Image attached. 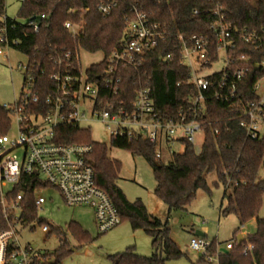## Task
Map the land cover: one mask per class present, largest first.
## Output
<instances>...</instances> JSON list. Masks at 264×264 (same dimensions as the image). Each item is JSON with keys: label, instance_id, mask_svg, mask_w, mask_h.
Instances as JSON below:
<instances>
[{"label": "trees", "instance_id": "obj_1", "mask_svg": "<svg viewBox=\"0 0 264 264\" xmlns=\"http://www.w3.org/2000/svg\"><path fill=\"white\" fill-rule=\"evenodd\" d=\"M100 0H22L17 17L6 15V0H0V37L10 48L28 56L30 60L41 61L51 69L50 57L70 50L73 57L79 50L89 53L101 52L108 55L121 38L128 13L129 3H138L150 20L159 24L166 33L168 45L161 43L146 54L144 63L123 70V86L133 90L140 80L150 78L156 110L162 118L174 116L188 94L189 88L183 83L187 69L177 60L164 62L161 58L171 50L174 39H217L212 29L216 17L211 10L220 7L227 23L249 32H255L263 39L259 49L240 43L236 55L247 54V73L242 83L244 97L255 98L254 85L264 76V69L256 65L264 60V0H125L109 15L98 11ZM44 14L45 17L41 18ZM34 20L38 30L28 23ZM71 22L79 29L72 33L65 27ZM233 39H242L233 35ZM103 62L91 65L89 71L99 70ZM229 108L219 101H211L204 124L205 139L199 150L187 142L184 150L170 156L167 163L155 160L156 145L141 139L127 142L111 139V145L124 148L133 155L144 157L153 168L156 181L154 194L168 208L187 210L197 191L211 192L207 177L215 175L213 186H222L226 203L222 215L234 213L240 224L255 218V231L243 237L238 243L237 234L233 238L232 249L219 253L217 264H264V217L258 213L264 198V180L259 172L264 169V136L250 139L238 119L230 118ZM10 126L9 112L0 104V134H5ZM219 129L215 134L214 130ZM56 140L61 143L91 144L93 151L89 157L95 169L96 184L105 190L117 208L121 222L128 221L132 229H143L151 237L152 253L141 255L135 245L127 246L122 252L107 255L112 264H166L170 259H178L184 253L170 237L168 221L162 222L150 214L140 198L128 200L117 184L121 162L108 156L105 143L91 139L89 128L62 125L56 130ZM26 183V185H25ZM47 184L33 176H23L6 193L8 201L22 193L20 220L23 224L37 221L47 225V236L57 235L59 246L51 255L45 254L43 262L36 264H62L63 259L93 241L81 224L70 221L66 230L39 218L34 205V190ZM230 188V191L227 190ZM8 221L0 205V230L6 229ZM70 232L79 245L71 249L66 237ZM251 244V251L244 253V247ZM210 250L215 251L212 242ZM199 261L204 262L202 255Z\"/></svg>", "mask_w": 264, "mask_h": 264}, {"label": "built area", "instance_id": "obj_2", "mask_svg": "<svg viewBox=\"0 0 264 264\" xmlns=\"http://www.w3.org/2000/svg\"><path fill=\"white\" fill-rule=\"evenodd\" d=\"M125 0H100L98 11L109 15ZM216 17L212 29L217 39H183L179 36L171 44V50L162 56L164 62L177 60L187 69L185 83L188 94L176 114L162 118L156 110L150 78L140 80L131 90L123 86V70L141 66L148 51L161 43L167 46L166 33L158 23L150 20L138 3H129L125 25L117 45L108 54L91 65L103 62L99 70L83 68L80 51L73 57L70 50L51 55V69L41 61L19 62L22 74L21 88L10 103L1 104L9 112L10 121L17 125L14 138L0 134V205L8 221L6 229L0 230V264H36L45 260V253H37L19 241V227H27L20 220L22 193L8 201L7 191L21 182L23 176H33L47 184L34 190V205L41 209L46 198L39 194L42 189H55L62 201L69 206H86L92 209L99 232H105L121 223L116 206L105 190L95 181V169L89 161L93 151L91 144L61 143L56 140V130L62 125L82 127L83 122L103 123L111 139L132 142L136 139L156 145L155 160L170 156L177 146L187 142L195 146V133L201 132L205 139L204 124L211 101H219L229 108L230 118L238 119L250 139L264 136V85L262 79L254 85L255 98L244 97L242 83L247 73V54L236 55L240 43L259 49L263 39L255 32L231 26L226 22L220 7L211 10ZM45 15L42 14L41 18ZM28 23L38 30L34 20ZM65 27L72 33L79 29L71 22ZM242 39H233V35ZM0 46L10 48L1 39ZM0 54H5L0 49ZM222 57L220 70L205 73ZM264 69V60L256 65ZM215 134L219 129L214 130ZM21 150L18 155L15 151ZM10 188L5 191L4 187ZM26 185V183H25ZM48 231V226H42ZM234 240L225 243L229 252ZM189 247L202 251L209 263H217L221 253L210 250L211 243L201 236H193ZM251 244L244 253L251 251Z\"/></svg>", "mask_w": 264, "mask_h": 264}, {"label": "rangeland", "instance_id": "obj_3", "mask_svg": "<svg viewBox=\"0 0 264 264\" xmlns=\"http://www.w3.org/2000/svg\"><path fill=\"white\" fill-rule=\"evenodd\" d=\"M22 0H6V15L17 17ZM0 49L5 54H0V104L10 103L21 88L22 74L17 69L19 62H25L26 56L12 48ZM101 52L89 53L80 51V60L83 68L89 67L101 59ZM223 66L222 57L213 63L212 68L205 73L218 71ZM264 85V78L262 79ZM82 127H88L93 141L105 143L108 146V156L121 162V169L118 175L117 184L122 189L128 200L133 201L140 198L149 213H152L162 222L168 221L170 237L176 242L183 255L178 259H170L166 264H217L199 261L201 252L189 247L193 236H201L209 243L215 244L218 251L226 253L225 243L232 240L236 234H243L247 237L255 231V221H247L240 228L237 216L234 213L221 214V209L226 203L223 198L224 189L222 186H213L215 175L207 177L211 192L198 190L195 198L187 210H173L168 214L167 205L154 194L156 185L153 176L152 165L142 156L133 155L124 148L111 145V136L107 127L101 122H83ZM8 137L14 138L17 135V125L14 120L5 133ZM204 142V135L199 131L195 133V147L199 150ZM177 151L182 152L183 146H177ZM18 155L21 150L15 151ZM169 154L162 159L167 163ZM259 177L264 180V169L259 172ZM10 188L4 187L5 191ZM230 191V188L227 192ZM39 194L46 198L41 209L37 211L39 218L45 219L54 226L66 230L70 221H75L88 231L93 241L83 245L81 249L74 250L66 256L62 264H112L107 255L122 252L127 246L135 245L136 251L145 256L152 253L151 237L143 229H132L128 221H122L112 229L99 232L94 214L91 208L84 206L66 205L59 193L51 188L39 191ZM264 217V198L262 207L258 213ZM200 231L202 235H196ZM66 237L70 242L71 249H75L79 243L72 234L66 231ZM19 241L22 246H30L37 253L51 255L59 246L57 235L47 236L42 226L35 220L27 227H19Z\"/></svg>", "mask_w": 264, "mask_h": 264}, {"label": "water", "instance_id": "obj_4", "mask_svg": "<svg viewBox=\"0 0 264 264\" xmlns=\"http://www.w3.org/2000/svg\"><path fill=\"white\" fill-rule=\"evenodd\" d=\"M196 235H202V233L199 232V231H197V232H196ZM241 239H242V236H241V235H238V236H237L238 243H240Z\"/></svg>", "mask_w": 264, "mask_h": 264}, {"label": "crops", "instance_id": "obj_5", "mask_svg": "<svg viewBox=\"0 0 264 264\" xmlns=\"http://www.w3.org/2000/svg\"><path fill=\"white\" fill-rule=\"evenodd\" d=\"M84 207H86V206H84ZM150 214H152V213H150ZM152 215H153V214H152ZM153 216H155V215H153ZM253 220L255 221V218H253ZM239 225H240V228H239V229L241 230V227H243V224H240V223H239ZM199 232H200V231H199ZM238 235H241L242 238L244 237L243 234H238ZM231 239H233V238H231Z\"/></svg>", "mask_w": 264, "mask_h": 264}]
</instances>
